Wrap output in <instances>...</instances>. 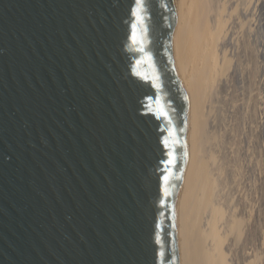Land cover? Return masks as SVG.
I'll list each match as a JSON object with an SVG mask.
<instances>
[{
	"label": "water",
	"instance_id": "water-1",
	"mask_svg": "<svg viewBox=\"0 0 264 264\" xmlns=\"http://www.w3.org/2000/svg\"><path fill=\"white\" fill-rule=\"evenodd\" d=\"M174 29L173 0H0V264H180Z\"/></svg>",
	"mask_w": 264,
	"mask_h": 264
},
{
	"label": "bare ground",
	"instance_id": "bare-ground-1",
	"mask_svg": "<svg viewBox=\"0 0 264 264\" xmlns=\"http://www.w3.org/2000/svg\"><path fill=\"white\" fill-rule=\"evenodd\" d=\"M228 1L173 0L175 67L189 102L187 161L177 205L180 264H264V199H261L263 205L260 204L262 208H259L258 201L242 195L247 188V183L244 185L246 175L242 173V165L239 166L241 162L237 163L228 131L221 128L224 111L236 110L246 102L254 110L264 105V64L258 77L263 85L260 93L261 87L255 91V83L253 89L251 86L245 88L246 82L257 80L256 71L259 69L255 71V68L256 65L260 67V62H254V71L248 69V72L242 62L244 59L237 54L239 45L245 42L241 33L252 23L254 13L250 8L253 7L259 11L255 41L260 48L263 47L261 56H258L264 59V0H236L230 8ZM230 83L234 84L233 93L228 89ZM238 88L240 94L247 92L244 93L247 101L242 97L244 105L236 100L240 95ZM228 91L233 97H224ZM220 94L224 99L220 100ZM238 99L239 102L243 100ZM260 126L264 139V124ZM236 142L234 140L233 144ZM263 158L257 160L258 167L264 164Z\"/></svg>",
	"mask_w": 264,
	"mask_h": 264
},
{
	"label": "rangeland",
	"instance_id": "rangeland-1",
	"mask_svg": "<svg viewBox=\"0 0 264 264\" xmlns=\"http://www.w3.org/2000/svg\"><path fill=\"white\" fill-rule=\"evenodd\" d=\"M228 1V0H227ZM230 1V0H229ZM228 1V4H230V5H228V8H230L231 7V5L233 4V2L234 1H236V0H231L230 2ZM232 3V4H231ZM252 6H254L253 4H252ZM253 12H251V13H254L252 16H251V21H252V23L251 24H249L248 26H246L243 30L245 31L243 34L241 33V35H243L242 37V41L244 40L245 42H241V46L239 45V48H238V50H237V54H239V57L241 58V60L242 59H244V60H242V62L246 65L245 67H248L247 68V71L249 72V70H251V71H254L252 68H254V66H255V64H257V62L259 63V66L260 67H258V65H256V67H257V69L255 68V71L256 70H258L259 69V71H256V72H258V73H256L257 75V80H255V82H246V84H245V88L246 87H252V89H253V87H254V85L255 84H257L256 85V87H254V89H255V91H257L256 90V88L258 87L259 89H260V87H261V90L259 91V89H258V91L260 92V93H262V91H263V89H262V81L260 82V79H258V77L261 75V73H262V71H261V73H259L260 72V70L262 69V67H263V65L262 64H264V59L262 58V57H259V56H261V52L263 51V47L262 48H260L259 46H258V43H257V41H255L256 40V38H257V34H258V28H257V25L256 24H258L257 23V18H258V15H259V11L256 9V8H250ZM249 9V10H250ZM255 12H257V13H255ZM258 14V15H257ZM255 15V17H253ZM255 21V22H254ZM256 23V24H255ZM254 27V28H253ZM250 28V29H249ZM253 28V29H252ZM246 30H248V31H246ZM252 32V33H251ZM245 34V35H244ZM251 34V35H250ZM254 34V35H253ZM246 36V37H245ZM248 36V37H247ZM250 36V37H249ZM251 41V42H250ZM245 43V44H244ZM250 43V44H249ZM244 44V45H243ZM250 46H249V45ZM245 49H244V48ZM248 48V49H247ZM244 49V50H243ZM247 50V51H246ZM261 51V52H260ZM243 52V53H242ZM245 53V54H244ZM248 54V55H247ZM259 55V56H258ZM244 56V57H243ZM255 57V58H254ZM251 58H253V60L251 59ZM256 59V60H255ZM258 59H259V61H258ZM263 59V60H262ZM247 60V61H246ZM251 60V61H250ZM249 62V63H248ZM254 62H255V64H254ZM253 63V64H252ZM248 65V66H247ZM262 65V66H261ZM249 69V70H248ZM247 76V75H246ZM263 77H264V75H263ZM247 80H249V79H247ZM246 80V81H247ZM257 82H259V83H261L260 85H259V83H257ZM249 83V84H248ZM253 83H255L254 85H252ZM231 84H233V83H230V86L228 87V89H230L229 91L231 92L232 91V93L234 92V89H233V87H234V84L231 86ZM232 87V88H231ZM227 89V90H228ZM226 90V91H227ZM238 93L240 94V89L238 88ZM226 91H224V90H222V92H226ZM228 91V92H229ZM257 91V92H258ZM228 92L227 93H225V96L224 97H233V94H231L230 92H229V94L231 95V96H229V94H228ZM242 93H243V91L241 92V94L240 95H238V96H236V100H238L237 102L238 103H241V105L243 104H245L244 103V99L242 98L243 96H244V98L246 99L247 97L245 96V94L247 93V92H244L243 93V95H242ZM222 95H224L223 93H221ZM220 94V95H221ZM262 94H264V91H263V93ZM261 94V95H262ZM221 95V96H222ZM227 95V96H226ZM260 95V96H261ZM263 96V95H262ZM224 97L222 96V97H220V100H222V99H224ZM238 98H240V101H241V99H243L242 100V102H239V99ZM246 101H247V99H246ZM221 104V103H220ZM223 104V103H222ZM221 104V105H222ZM240 105V106H241ZM246 106H247V102H246V104H245ZM241 106V107H238V108H235L236 110H232V109H234V108H232V109H230L229 111H224L223 112V114H222V116L225 118H223V123H226V124H223L222 123V129L223 130H227L228 132H227V136H228V138L230 137V140L231 141H233L232 142V144H231V146H233L234 147V149H233V147L231 148V149H233L234 151H235V156H236V158H237V163H240L239 164V166H241V168H242V170H243V175L245 176L244 177V185H245V183H247L245 186H247V188L245 189V193H243L242 195L243 196H249V197H247V199L249 200H253V201H258V204L256 203V205L257 206H259V208L261 207L262 208V205H263V202H262V200L264 199V164L261 166V167H258L257 165H256V162H257V160L259 159V158H263L264 157V139H263V135H262V131H261V126L260 125H263L264 124V105H262V107L260 108V109H253V108H251V105H250V107L249 106H247V108L248 109H246V106ZM244 108V109H243ZM251 108V109H250ZM243 110V111H242ZM254 110V111H253ZM260 110V111H259ZM233 112V114H232V112ZM245 111V112H244ZM247 111H248V114H247ZM228 112H230V113H228ZM238 112V113H237ZM241 112V113H240ZM224 113H226V114H224ZM235 113H236V115H235ZM250 113V114H249ZM257 113V115H255ZM225 115V116H224ZM233 115V116H232ZM239 115V116H238ZM239 117V118H238ZM256 117V118H255ZM238 119V120H237ZM249 119H251V120H249ZM226 121V122H225ZM236 121V122H235ZM245 121V122H244ZM250 121V122H249ZM231 122V123H230ZM236 123V124H235ZM230 124V125H229ZM232 124V125H231ZM245 124V125H244ZM220 126V125H219ZM259 126V127H258ZM229 127V128H228ZM231 127V128H230ZM234 127H236V128H234ZM253 127V128H252ZM256 129H255V128ZM246 128V129H245ZM260 129V130H259ZM230 130V131H229ZM259 130V131H258ZM234 131V134H232L231 132H233ZM238 131V132H237ZM235 133H236V135H235ZM256 133V134H255ZM230 134V135H229ZM232 134V135H231ZM234 135V136H233ZM258 135V136H257ZM247 136V137H246ZM253 136H255L254 138H253ZM233 137V138H232ZM242 137V138H241ZM232 138V139H231ZM236 138H238L237 140H236ZM261 138V139H260ZM235 141H237L236 143V145L235 144H233L234 143V140ZM253 139V140H252ZM257 139V140H256ZM241 142V143H239V141ZM252 140V141H251ZM246 141V142H245ZM251 142V143H250ZM253 143V144H252ZM263 143V144H262ZM238 146V147H237ZM240 146H241V151H240ZM247 147V148H246ZM251 147V148H250ZM239 150H238V149ZM263 149V150H262ZM248 150V151H247ZM250 150V151H249ZM240 153H239V152ZM247 151V152H246ZM249 152V153H248ZM253 152H255V153H253ZM242 153V154H241ZM244 153V154H243ZM255 154V155H251V154ZM246 154H249V156H247ZM263 156H262V155ZM237 155H238V157H237ZM240 155V156H239ZM242 155V156H241ZM245 156V157H244ZM251 156V157H250ZM254 156V157H253ZM257 156H259V157H257ZM240 157H242V158H240ZM256 157H257V159H256ZM252 158V159H251ZM241 159V160H240ZM254 159V160H253ZM264 159V158H263ZM251 160V161H250ZM243 161H244V164H243ZM252 162H253V164H252ZM255 162V163H254ZM250 164V165H249ZM244 165V166H243ZM247 166H248V168H247ZM252 166V167H251ZM250 167V168H249ZM263 167V168H262ZM255 168V169H254ZM259 168V169H258ZM246 169H248V170H246ZM251 169V170H250ZM246 170V171H245ZM260 171V172H259ZM248 172V173H247ZM250 172V173H249ZM257 174H256V173ZM247 173V174H246ZM251 173H253V174H251ZM262 173V174H261ZM250 174V175H249ZM254 175V176H253ZM248 176V177H247ZM246 178V179H245ZM247 181V182H246ZM248 181H249V184H248ZM259 183V184H258ZM253 185V186H252ZM255 186V187H254ZM252 187V188H251ZM255 189V190H254ZM247 190V191H246ZM249 191V192H248ZM251 191V192H250ZM232 193H234V192H232ZM231 193V194H232ZM251 193V194H250ZM256 196V198H253V197H251V196ZM258 195V196H257ZM262 196V197H261ZM236 197H239V195L238 194H236ZM255 199V200H254ZM260 200V202H259V200ZM262 199V200H261ZM260 204H262V205H260Z\"/></svg>",
	"mask_w": 264,
	"mask_h": 264
}]
</instances>
